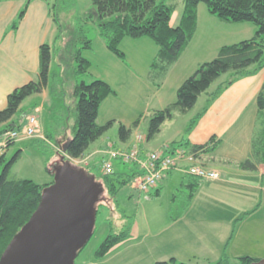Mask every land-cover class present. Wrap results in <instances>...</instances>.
I'll return each instance as SVG.
<instances>
[{
    "label": "crops",
    "instance_id": "obj_1",
    "mask_svg": "<svg viewBox=\"0 0 264 264\" xmlns=\"http://www.w3.org/2000/svg\"><path fill=\"white\" fill-rule=\"evenodd\" d=\"M25 3L26 0L0 1V110L7 106L8 95L12 91L32 80H37L40 71L41 45L53 44L57 36V26L51 15L49 0H31L19 27L17 29L11 27ZM199 9L198 6V13ZM182 12L178 15V22L176 24L172 22L174 26L180 23ZM205 19L208 20L202 21L199 14L193 39L166 75L163 78L160 77V85L152 83L149 77L151 64L159 51L157 44L149 37L134 40L139 45L138 49L133 53L123 50L124 58H119L107 46H104L105 50L102 51L105 60L108 58L111 65L109 68L105 65V69H101L103 71L95 70L97 56L92 58L89 56L92 77L105 80L116 92L102 102L98 121L101 118L105 123L110 120H124L116 113L117 110L119 108L124 111L134 110L137 103L142 102L144 98L156 99L159 105L153 107L154 110H159L160 106L165 108V88L178 67H182V70L187 72L182 77L180 75L177 77L181 80L180 87L201 63L215 57L222 46L233 44L230 43L232 41H228V36H224L226 33L211 30L210 26L205 27L204 24L207 22L209 25L218 24L225 27L230 22L219 20L214 15ZM247 28L251 29V27ZM127 39L125 38L122 42L129 41ZM135 67L142 75L135 71L137 70ZM263 90L264 68L256 74L238 79L211 103L208 102V98L202 110L195 115L196 117L201 114L192 129L186 132L183 142L186 141L190 145H206L214 138L218 143L217 147L212 151L200 152L197 161L209 169L218 171L220 177L200 181L194 196L188 200L187 207L181 210L177 217H171L168 220L169 230L161 233L160 259L154 263L175 258L183 263L210 264L218 262L224 256L235 260L241 256H250L237 254L236 250L239 247L237 243L246 241L249 234L254 240L258 239V235L261 236L259 231L264 226V161L253 145L255 137L264 132L263 123L259 119L257 101L259 93ZM121 92L126 97L125 101L119 104L116 99ZM145 92L147 98L144 96ZM139 95H142L141 99ZM198 103L199 100L197 105ZM47 107H53V98L49 89L27 98L21 106L22 113L15 116L14 120L19 124H25L28 115H33L36 111L44 113ZM98 123L105 124L100 121ZM163 126L161 129H164ZM42 128L40 131H44ZM41 133L47 137L45 131ZM181 135L182 133L178 131L176 138ZM71 137L68 130L62 140H56V143L59 144ZM135 140L129 139L121 147H130ZM174 141L177 139H170L166 143L153 147H150L147 142H142L141 146L144 151L162 149L167 151L168 146ZM13 144L5 150L6 155ZM106 145V141L99 140L89 147L84 156L89 157L92 162L100 157H97L96 153L101 154L102 161L106 155L104 153ZM179 147L180 145L176 144L175 147H170L167 153ZM22 155L23 152L21 157ZM246 160L253 161L257 168L243 169L240 164ZM123 166L121 172H124L125 177L131 173H138L135 166H132L131 170H128V165L123 164ZM186 166H189V163L184 160L180 167L169 171L150 194H160L165 182H179L180 186L190 190L192 183L190 181L186 183L188 176L181 168ZM134 231L133 227L132 233ZM134 236L135 233L131 234L128 239L116 245L109 254L124 243L135 239ZM258 240L264 242L263 239ZM261 245L264 246V244ZM212 258L216 261H211Z\"/></svg>",
    "mask_w": 264,
    "mask_h": 264
},
{
    "label": "trees",
    "instance_id": "obj_2",
    "mask_svg": "<svg viewBox=\"0 0 264 264\" xmlns=\"http://www.w3.org/2000/svg\"><path fill=\"white\" fill-rule=\"evenodd\" d=\"M1 1V0H0ZM31 0H26L17 18L12 23V28L17 29L24 18ZM205 3L210 14L222 21L230 23L250 22L257 26L255 35L249 39L237 43L224 45L218 54L210 61L201 63L196 71L189 76L177 90V100L163 109L155 110L149 128L148 139L153 138L161 131L166 121L172 120L176 112L188 113L195 108L203 93L208 95L211 103L225 89L238 79L256 74L264 68V0H185L184 9L180 23L172 24L173 14L177 6L171 0H92V9L83 18L65 19L64 15L68 9H72L74 15L73 0H58L51 5V15L57 26V36L53 42L41 45L40 71L37 80H32L21 87L16 88L8 95L7 106L0 110V135L13 130L20 129L26 124L17 123L14 118L21 114L23 102L36 94L43 93L49 89L51 97L66 95V86L69 84L72 102L75 105L77 119L72 128L71 116L67 114L56 128L55 140L73 130V136L68 139L64 152L72 159L82 158L89 147L99 140L110 130L115 120L105 124L98 123L99 110L102 102L110 95L115 94L111 85L103 79L94 78L90 83L77 82L79 75L85 76L90 73L91 61L84 56V50L93 48V40L89 37V24L98 26L99 33L103 37L107 48L119 58L125 54L120 48L125 38H151L159 47L157 56L151 64L152 73L156 77H164L169 68L176 63L197 30L198 6ZM64 13V14H63ZM59 55L58 66H62L63 74L68 75L69 64L76 62V70L64 84L53 83L54 61ZM69 66V67H68ZM229 73V78L221 83L213 92L208 90L213 83L224 74ZM64 84V85H63ZM156 85H160L157 83ZM54 87L52 90L51 88ZM55 95V96H54ZM259 106V119L264 128V90L257 98ZM72 107L68 105V111ZM198 116L193 118L187 127L189 132ZM19 116V115H18ZM138 121L135 122V125ZM132 127L120 125V137L123 142L128 141L132 135ZM50 139L49 136H47ZM37 146L44 150L40 140ZM43 142V143H42ZM13 144V143H11ZM10 144V145H11ZM180 145L193 153L212 151L217 147L213 138L206 145H190L188 142L174 141L168 146ZM9 145V146H10ZM254 149L261 155L264 161V132L255 137ZM173 152V151H171ZM22 151H18L11 159H7L4 153L0 156V259L12 238L29 221L38 208L41 201L42 190L48 184H38L33 180L10 179L9 175L13 165L21 158ZM59 153H57L58 157ZM243 169L255 170L256 164L251 160L242 162ZM88 169L87 172H91ZM51 173L54 175L53 171ZM136 174L128 177L135 178ZM187 182L192 183L188 190L187 201L192 199L200 178L187 175ZM99 182L109 195L114 196L118 190L129 182L124 172L114 171L110 174H102ZM131 235V223L119 233H110L96 252L97 258L105 257L116 245L128 239ZM81 251V250H80ZM79 251V252H80ZM261 258L253 256H241L236 261L238 264H251L260 261ZM154 264H189L178 262L175 258L168 261H157ZM210 264H233V261L224 256L221 260Z\"/></svg>",
    "mask_w": 264,
    "mask_h": 264
},
{
    "label": "rangeland",
    "instance_id": "obj_3",
    "mask_svg": "<svg viewBox=\"0 0 264 264\" xmlns=\"http://www.w3.org/2000/svg\"><path fill=\"white\" fill-rule=\"evenodd\" d=\"M49 1L51 5H53L58 0ZM171 2L177 6L172 19L173 24H176V22H178L179 20L178 15H180L184 9L185 0H171ZM73 4L74 15L71 8L68 9V11L64 15L65 19L68 21H71L73 17L83 18L92 9V0H73ZM199 8L200 9L197 15V19L199 14L202 21H207L208 19L206 20L205 18L213 16L209 13L205 3H201L199 5ZM204 24L205 27L210 26L211 30L222 31L226 33L224 36H228V41H232L230 43H237L239 41L249 39L253 37L257 31V26L250 22L230 23L229 25H225V27L218 24L209 25L207 22H204ZM247 27H251V29H248ZM202 29L205 28L202 27ZM89 37L93 40V48L91 50H84V56L87 59H89V56L90 58H92V56H97V67L95 66V70L103 71L101 69H105V65H107L106 67L109 68V65H111V61L108 60V58L105 60V55L102 51L103 49L105 50L104 46H106V44H104L105 41L99 33L98 26L94 23L89 24ZM127 40L129 41L121 43L120 48L122 50H127L133 53L138 49L139 45L137 41H134L136 40L134 38L128 37ZM152 44L155 46L153 42ZM55 54V71L53 74L52 85L53 83L60 84L61 82L65 84L66 81H70L67 79H72L70 77L74 74L77 63L74 61L69 64V74L64 76L62 66H58L57 63V61L60 60L59 55L57 56V50ZM213 58L214 57L206 59H208L209 61ZM135 69H137L135 70L137 71V73L141 74V72L138 71V68L135 67ZM185 73L187 72L185 70H182V67H178L174 75H172V78L169 80L165 88V107L177 100V89L181 83L180 78L177 77L179 75L180 77H182V75H185ZM152 76L153 78H150L152 80V83H160L159 77H156V73H152ZM229 76V73L221 76L217 81L213 83L208 91H215L221 83L229 78ZM130 77L133 79L132 76ZM93 79L94 78L92 77L91 73H89L85 76L79 75L77 78V82L81 83L84 80L87 83H90ZM118 79L121 80L119 76ZM69 84H67L66 86L65 96H59L58 94V96L56 97L54 95L55 99L53 101L52 108L47 107L44 113L36 111L33 114V116L36 117L37 121H39V126L41 128L43 127L42 129L45 131V134L50 137V139H48L47 141V144L42 142L45 146L44 150L40 149L37 146L38 143H41L39 141L43 139L33 137L17 141L13 144L12 148L7 153V159H11L18 151L21 150L23 152L22 157L13 165L11 169L9 175L10 179H28L33 180L38 184L47 183L48 185L54 181V175L51 173V170L55 174L57 164L61 163V156L58 155L57 157V147L59 145L55 140L56 128L62 122L64 117L67 116V114H70L71 116L70 120L72 128L74 127L77 119L75 105H71L72 98L70 95L71 92L69 91ZM51 89L53 90L54 87H52ZM139 96V98L141 99L142 95ZM144 96L146 97V92L144 93ZM125 97L126 95L121 92V94L117 96L116 102L122 104L125 101ZM152 98L153 97H151L150 100L144 98L142 102L137 103V107L134 110L124 111L121 108L117 110L116 113L121 115L124 120H116L114 126L99 139L107 142V145L104 148L105 154L109 147H111V145H113L114 148H127L121 147L124 145V142L120 137L121 124L132 127L133 132L130 140H137V138L142 137V142H147L150 147H153L157 144L166 143L170 139H177V141H182L186 137L187 127L189 126L191 120L195 117V115L202 110V106L206 103L208 95L206 93H203L199 98L198 105H196L195 108L190 112L182 113L177 111L174 119L169 120L166 125L163 126L164 129H161V131L157 133L153 138L148 139L150 122L155 112L153 107H158L159 105L156 99ZM68 105L72 107L70 113L68 111ZM160 107V109H163L162 106ZM102 119L103 118L99 120L100 123H105ZM136 121H138L137 125H135ZM73 130L74 129L70 130L71 136H73ZM44 131L41 130V132ZM178 131H180L182 135L179 138H176ZM67 142L68 139L62 141L61 146L65 148ZM95 155H97V157L100 156L101 158L103 156L97 153ZM100 157L99 159L93 160L95 161L93 164V161L91 162V159L86 156H83L81 159H79V161L77 160V162L70 161V159L68 158H65V160L70 161L73 165L84 169L86 172L88 169H92L90 173H87L90 176H93L95 180L99 182L100 175L104 174L101 165L103 161H101ZM105 157L106 155H104V158ZM54 160H57V162H54ZM115 163V170L121 171L124 167L123 163L121 161H116ZM188 163L189 165L192 164V162L190 161H188ZM193 163L202 165L197 160H195ZM125 165H128V170L132 169V165ZM126 178L129 179V182L126 185H123L118 190L116 195L111 196L109 195V193H107L106 190H104L100 195L96 206L97 216L93 236L86 244V246L78 253L75 259V264H154V261L160 259L159 255L161 251L160 246L162 238L161 233L163 231L169 230L168 220L171 217H177L180 211L187 207L188 201L186 196L188 190L180 186L179 182H165L163 184V187L161 188L160 194H150L151 191L143 192L137 189L134 184L133 178H130L128 176ZM130 223L131 234L135 233V239H132V241L126 242L121 247L114 249L112 253H108L105 257L97 258L96 252L104 239L110 233H119L123 231ZM133 227L135 228L134 233H132ZM259 233L261 234V236L258 235V239L264 240V226L261 227ZM258 239L254 240L249 234V238L246 239V241L244 240L241 243H237L239 247L236 250V253L263 258L264 246H262L261 244H264V242L259 241ZM230 249H232V247ZM231 259L233 261V264H238L235 259ZM211 261H216V259L212 258Z\"/></svg>",
    "mask_w": 264,
    "mask_h": 264
},
{
    "label": "water",
    "instance_id": "obj_4",
    "mask_svg": "<svg viewBox=\"0 0 264 264\" xmlns=\"http://www.w3.org/2000/svg\"><path fill=\"white\" fill-rule=\"evenodd\" d=\"M103 191L100 182L62 155L54 181L42 190L38 208L12 238L0 264H75L93 236Z\"/></svg>",
    "mask_w": 264,
    "mask_h": 264
},
{
    "label": "built area",
    "instance_id": "obj_5",
    "mask_svg": "<svg viewBox=\"0 0 264 264\" xmlns=\"http://www.w3.org/2000/svg\"><path fill=\"white\" fill-rule=\"evenodd\" d=\"M37 123L36 117L30 115L27 117V123L23 128L13 129L2 134L0 136V156L11 143L21 139L33 137L46 139L44 134L40 133ZM142 141L143 138L139 137L132 146L124 149L114 148L111 145L101 164L104 174L115 171L116 161L135 166L138 174L134 178V184L137 189L143 192H150L155 189L164 176L172 169L180 167L184 160L192 162L189 166L181 167L187 175L198 177L201 180H214L220 177L218 171L193 163L197 160L199 153L190 152L184 147H179L171 153H167L166 149L144 151L141 146ZM57 150L62 152V147L58 146ZM68 158L73 162L79 161V159Z\"/></svg>",
    "mask_w": 264,
    "mask_h": 264
}]
</instances>
